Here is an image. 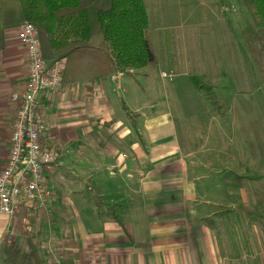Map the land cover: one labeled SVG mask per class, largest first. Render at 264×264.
I'll list each match as a JSON object with an SVG mask.
<instances>
[{
	"label": "crops",
	"instance_id": "1",
	"mask_svg": "<svg viewBox=\"0 0 264 264\" xmlns=\"http://www.w3.org/2000/svg\"><path fill=\"white\" fill-rule=\"evenodd\" d=\"M143 1L155 65L39 97L44 143L60 155L46 170L53 195L46 210L0 214V264L7 249H28L29 238L44 264H252L247 208L264 206L251 184L262 159L229 136L259 106L237 98L264 91V52L250 45L264 28L242 0ZM28 74L18 30H8L0 51V173L10 157L12 94ZM98 201L120 206L122 225ZM236 217L239 230L217 222Z\"/></svg>",
	"mask_w": 264,
	"mask_h": 264
},
{
	"label": "trees",
	"instance_id": "2",
	"mask_svg": "<svg viewBox=\"0 0 264 264\" xmlns=\"http://www.w3.org/2000/svg\"><path fill=\"white\" fill-rule=\"evenodd\" d=\"M258 28H264V0H242ZM31 23L39 31L48 61L65 62L62 85L106 79L157 63L148 38L149 18L143 0H0V51L5 32ZM199 89H209L202 80ZM234 181L242 177L232 174ZM121 224L116 205L102 204ZM122 225V224H121ZM28 249L5 251V264H44L45 257L27 239Z\"/></svg>",
	"mask_w": 264,
	"mask_h": 264
},
{
	"label": "built area",
	"instance_id": "3",
	"mask_svg": "<svg viewBox=\"0 0 264 264\" xmlns=\"http://www.w3.org/2000/svg\"><path fill=\"white\" fill-rule=\"evenodd\" d=\"M18 39L27 54L29 74L26 85L12 94L16 114L10 157L0 173V214L12 218L30 206L38 210L49 207L53 189L46 170L60 155L44 143L46 123L40 112L39 97L62 88L65 70L64 61H48L44 58L35 25L23 24L18 29ZM122 75L124 72L118 73L113 79ZM163 76L168 77L166 73ZM90 264L99 263L92 261Z\"/></svg>",
	"mask_w": 264,
	"mask_h": 264
},
{
	"label": "rangeland",
	"instance_id": "4",
	"mask_svg": "<svg viewBox=\"0 0 264 264\" xmlns=\"http://www.w3.org/2000/svg\"><path fill=\"white\" fill-rule=\"evenodd\" d=\"M262 38L258 40L257 36H252L251 38V47H254L262 52H264V33L263 36L260 37ZM262 42V43H261ZM255 61V59H254ZM174 80L173 78H169L168 81ZM145 89L149 91L147 95H145L146 98L152 97L153 94L150 92L149 85H145ZM262 90V89H261ZM242 94L237 98V101L241 100H252V101H257L258 107L254 110L252 108V112L254 113L253 117H249L247 120V125H236L232 126V129L235 130L234 134H230L229 138H232V144L236 148H244L246 149V152L248 154H261L260 159H262V166H263V172L257 171L252 172L253 176V186L257 188L256 192H258V195L264 197V91L263 92H254L252 94ZM119 106H121L120 99H117ZM172 110V109H171ZM175 114V112H173ZM259 113L261 116L259 118L255 117V114ZM177 120V119H176ZM233 122V120H232ZM178 123V120H177ZM192 129H194V133L199 126L195 125H190ZM183 128L181 124L178 123V129H179V136H184L183 135ZM241 129L245 132L243 133ZM233 136V137H232ZM183 138L181 137V140ZM251 158V157H250ZM261 172V173H260ZM237 182V181H236ZM248 183V181H245ZM248 211H252V216L250 217V221L248 223L251 225L252 229V241H253V254H254V259L252 261V264H260V244L262 243L264 246V206L260 205H254L251 206L250 208H247ZM222 213H227L229 212L228 209H221ZM232 212H242L240 210H234ZM221 227L225 224L224 228L229 229L227 224L233 225L236 230H239L240 224L244 223L240 221L237 217L231 221H223V220H218L217 221ZM264 251V248H263ZM258 256V257H257Z\"/></svg>",
	"mask_w": 264,
	"mask_h": 264
}]
</instances>
